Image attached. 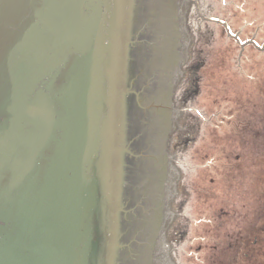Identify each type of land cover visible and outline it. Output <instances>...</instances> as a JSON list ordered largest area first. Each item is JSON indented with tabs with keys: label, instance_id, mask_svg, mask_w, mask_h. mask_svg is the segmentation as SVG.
Instances as JSON below:
<instances>
[{
	"label": "water",
	"instance_id": "obj_1",
	"mask_svg": "<svg viewBox=\"0 0 264 264\" xmlns=\"http://www.w3.org/2000/svg\"><path fill=\"white\" fill-rule=\"evenodd\" d=\"M190 2L0 0V264H171Z\"/></svg>",
	"mask_w": 264,
	"mask_h": 264
},
{
	"label": "rangeland",
	"instance_id": "obj_2",
	"mask_svg": "<svg viewBox=\"0 0 264 264\" xmlns=\"http://www.w3.org/2000/svg\"><path fill=\"white\" fill-rule=\"evenodd\" d=\"M199 2L206 18L264 46V0ZM195 17L190 5L188 58L173 97L180 109L168 145L180 171L173 222L188 234L202 224L208 232L220 226V234L229 218L253 226L259 208L264 234V50L239 46L221 25Z\"/></svg>",
	"mask_w": 264,
	"mask_h": 264
},
{
	"label": "flooded vegetation",
	"instance_id": "obj_3",
	"mask_svg": "<svg viewBox=\"0 0 264 264\" xmlns=\"http://www.w3.org/2000/svg\"><path fill=\"white\" fill-rule=\"evenodd\" d=\"M172 202V201H171ZM171 220L164 230L163 240L167 248V258L171 264H264L263 241L260 228L259 208L256 209L254 225L242 218H229L222 226L208 232L202 224L195 227L192 233L174 225L173 212ZM200 228V229H199ZM207 228V232L205 229ZM191 234V235H190ZM199 242H196V241ZM157 239L153 246H159ZM160 258L155 259V264Z\"/></svg>",
	"mask_w": 264,
	"mask_h": 264
},
{
	"label": "trees",
	"instance_id": "obj_4",
	"mask_svg": "<svg viewBox=\"0 0 264 264\" xmlns=\"http://www.w3.org/2000/svg\"><path fill=\"white\" fill-rule=\"evenodd\" d=\"M193 9H194V5H193ZM202 11V10H201ZM194 13H195V11H194ZM195 15H196V13H195ZM195 18H197V19H199L197 16L195 17ZM200 20V19H199ZM201 21V20H200ZM201 22H203V21H201ZM205 23H210V22H205ZM254 48H256V47H254ZM257 49V48H256ZM257 50H259V49H257ZM200 60L201 61H203V59L202 58H200ZM181 81V80H180ZM180 81H179V83H178V85H177V88L176 89H178V86H179V84H180ZM182 94L180 95L181 97L182 96H184V92L182 91L181 92ZM182 110L184 111L185 110V108H182Z\"/></svg>",
	"mask_w": 264,
	"mask_h": 264
}]
</instances>
